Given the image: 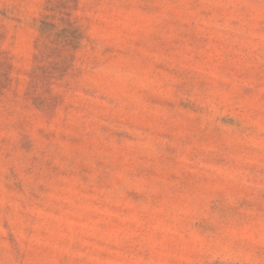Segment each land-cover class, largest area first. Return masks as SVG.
<instances>
[{
  "label": "rangeland",
  "instance_id": "rangeland-1",
  "mask_svg": "<svg viewBox=\"0 0 264 264\" xmlns=\"http://www.w3.org/2000/svg\"><path fill=\"white\" fill-rule=\"evenodd\" d=\"M0 264H264V0H0Z\"/></svg>",
  "mask_w": 264,
  "mask_h": 264
}]
</instances>
